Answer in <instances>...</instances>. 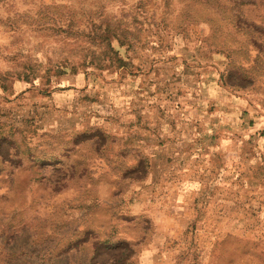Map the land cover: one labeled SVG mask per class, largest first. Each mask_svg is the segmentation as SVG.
Returning <instances> with one entry per match:
<instances>
[{
    "label": "rangeland",
    "instance_id": "1",
    "mask_svg": "<svg viewBox=\"0 0 264 264\" xmlns=\"http://www.w3.org/2000/svg\"><path fill=\"white\" fill-rule=\"evenodd\" d=\"M228 111L264 0H0V264H264V169L195 151Z\"/></svg>",
    "mask_w": 264,
    "mask_h": 264
},
{
    "label": "crops",
    "instance_id": "2",
    "mask_svg": "<svg viewBox=\"0 0 264 264\" xmlns=\"http://www.w3.org/2000/svg\"><path fill=\"white\" fill-rule=\"evenodd\" d=\"M211 117L199 126L197 133L203 137L209 135L213 139L209 140L205 137V141L198 144L195 151L201 155V158L213 160L211 163L212 169L215 171L213 177L217 173L220 174V170H223L224 159L232 165L238 161L239 165L241 164L247 170V176L251 175L253 169L261 166L264 169V121L263 129H258L251 127V115L249 113L240 114L228 111L226 117L218 115L213 120ZM225 140L228 142L227 145L218 144V142ZM255 157L259 159L257 162L259 165L255 164ZM258 173L262 174L261 176L264 175L261 171ZM213 177L211 180L202 181V185H216L217 181ZM260 178L264 180V176ZM261 179L259 180L260 183Z\"/></svg>",
    "mask_w": 264,
    "mask_h": 264
}]
</instances>
